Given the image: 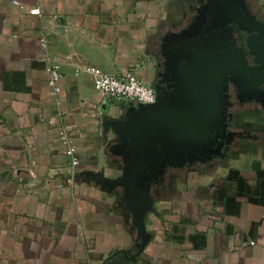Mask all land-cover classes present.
I'll list each match as a JSON object with an SVG mask.
<instances>
[{"label": "crops", "instance_id": "0c3cea01", "mask_svg": "<svg viewBox=\"0 0 264 264\" xmlns=\"http://www.w3.org/2000/svg\"><path fill=\"white\" fill-rule=\"evenodd\" d=\"M165 4L0 0V264H264V176L249 163L190 173L172 193L153 195L150 240L140 251L121 188L109 193L83 174L120 173L113 134L103 139L101 125L126 111L96 92L84 67L134 71L149 84V47ZM43 34L62 74L58 103L47 85ZM58 113L80 161L73 169Z\"/></svg>", "mask_w": 264, "mask_h": 264}, {"label": "water", "instance_id": "95a60500", "mask_svg": "<svg viewBox=\"0 0 264 264\" xmlns=\"http://www.w3.org/2000/svg\"><path fill=\"white\" fill-rule=\"evenodd\" d=\"M222 11L220 6L218 14ZM206 13L204 9L200 17L204 19ZM256 25L254 38L262 40L264 25ZM186 35L192 36L190 31ZM186 44L176 52L173 63L179 82L174 94L156 91L151 104L123 102L124 115L109 121L102 117V136L105 139L108 130L113 134L109 149L120 173L109 177L104 168L83 172L104 191L121 188L138 233L139 251L150 240L146 218L154 212L152 186L164 180L168 167L195 161L219 148L215 142L222 125L226 75L239 78L246 87L264 80V64L259 69L249 67L240 51L219 52L222 47H213L200 37ZM256 50L251 52L264 57L261 48Z\"/></svg>", "mask_w": 264, "mask_h": 264}, {"label": "flooded vegetation", "instance_id": "af4514ba", "mask_svg": "<svg viewBox=\"0 0 264 264\" xmlns=\"http://www.w3.org/2000/svg\"><path fill=\"white\" fill-rule=\"evenodd\" d=\"M164 1L168 15L159 22L149 47L154 64L149 84L156 98L158 94L169 96L177 90V68L173 63L176 52L182 46L187 47L189 40L208 39L213 47H222L219 52L240 51L251 68L259 69L264 64V57L251 52L259 47L264 55V36L262 40L254 38L258 34L254 30L258 28L256 23L264 25V8L253 5L254 0ZM220 6L223 11L218 14ZM204 9L207 13L203 19L200 16ZM188 31L192 36L186 35ZM218 135L217 150L214 148L195 161L168 167L164 180L152 186V194L172 193L173 187L186 182L190 173L206 174L219 168H231L233 161H239L240 166L249 163L255 177L264 176V169L260 168V164H264V80L246 87L239 78L226 75Z\"/></svg>", "mask_w": 264, "mask_h": 264}, {"label": "built area", "instance_id": "2783aa9c", "mask_svg": "<svg viewBox=\"0 0 264 264\" xmlns=\"http://www.w3.org/2000/svg\"><path fill=\"white\" fill-rule=\"evenodd\" d=\"M37 11V9L29 10L30 13ZM48 44L49 40L43 34L39 39V45L42 49V59L45 62V69L48 75L47 85L50 93L58 103L59 82L62 74L59 63L48 49ZM84 71L91 77L96 92L106 101L112 103L133 102L134 104H151L155 102L156 97L153 87L143 82L134 71L124 74H113L93 65H86ZM58 116L60 119L58 124L59 139L64 146V152L69 158V164L73 169L79 165L80 161L74 152L68 126L61 120L62 115L60 113H58ZM51 122H55V119H51Z\"/></svg>", "mask_w": 264, "mask_h": 264}, {"label": "rangeland", "instance_id": "374dc122", "mask_svg": "<svg viewBox=\"0 0 264 264\" xmlns=\"http://www.w3.org/2000/svg\"><path fill=\"white\" fill-rule=\"evenodd\" d=\"M257 7L264 8V0H254V4Z\"/></svg>", "mask_w": 264, "mask_h": 264}, {"label": "trees", "instance_id": "16d2710c", "mask_svg": "<svg viewBox=\"0 0 264 264\" xmlns=\"http://www.w3.org/2000/svg\"><path fill=\"white\" fill-rule=\"evenodd\" d=\"M239 179H240V180H242V178H241V177H239Z\"/></svg>", "mask_w": 264, "mask_h": 264}]
</instances>
